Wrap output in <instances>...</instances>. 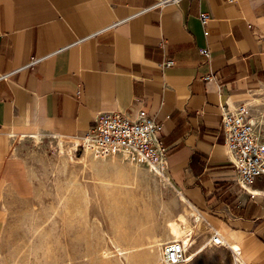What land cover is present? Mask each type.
Instances as JSON below:
<instances>
[{
	"label": "crops",
	"instance_id": "obj_1",
	"mask_svg": "<svg viewBox=\"0 0 264 264\" xmlns=\"http://www.w3.org/2000/svg\"><path fill=\"white\" fill-rule=\"evenodd\" d=\"M160 1L0 0V256L10 213L35 192L20 142L80 143L99 113L144 108L194 215L242 264H264V178L241 187L221 132L223 105L254 114L264 99V0Z\"/></svg>",
	"mask_w": 264,
	"mask_h": 264
},
{
	"label": "rangeland",
	"instance_id": "obj_2",
	"mask_svg": "<svg viewBox=\"0 0 264 264\" xmlns=\"http://www.w3.org/2000/svg\"><path fill=\"white\" fill-rule=\"evenodd\" d=\"M258 100L252 118L264 137V99ZM19 150L35 192L10 213L0 264H163L168 225L182 223L181 215L194 229L188 252L201 251L182 264H235L230 247L210 242L212 231L197 223L167 170L127 151L51 135L24 139ZM148 232L164 242L154 247L155 259Z\"/></svg>",
	"mask_w": 264,
	"mask_h": 264
},
{
	"label": "built area",
	"instance_id": "obj_3",
	"mask_svg": "<svg viewBox=\"0 0 264 264\" xmlns=\"http://www.w3.org/2000/svg\"><path fill=\"white\" fill-rule=\"evenodd\" d=\"M176 1L178 0H162L157 6ZM210 18L209 13L200 15L204 27H207ZM203 53L208 54V50L204 49ZM44 59L45 57H34L28 66ZM166 64H173V60H168ZM8 76L10 74H4L1 78ZM252 116L246 103L238 104L234 109L222 106L221 132L228 147L230 161L237 171V180L243 188L264 178V137ZM163 124L162 120L150 116L144 108H140L135 115L104 111L96 117L94 125L83 138V144H95L111 152L127 151L150 165L166 169L167 148L162 145L159 136ZM212 237L214 245L224 243L218 233L215 232ZM188 258V245L184 241L163 244V264H182Z\"/></svg>",
	"mask_w": 264,
	"mask_h": 264
},
{
	"label": "bare ground",
	"instance_id": "obj_4",
	"mask_svg": "<svg viewBox=\"0 0 264 264\" xmlns=\"http://www.w3.org/2000/svg\"><path fill=\"white\" fill-rule=\"evenodd\" d=\"M259 100L257 99V100H255V103H257ZM153 166V165H152ZM156 170H158V171H161V169H160V167H158V166H153ZM184 199V198H183ZM184 201V200H183ZM194 217H196V221H197V223H201L202 222V216L200 215V214H197V215H194ZM178 219V218H177ZM181 219V220H180ZM180 221L182 222V223H180V222H175V221H173V222H171L168 226H169V230H168V232H169V240H168V242H172V241H184L187 245H188V251H189V249L190 248H193V246L195 245V239H194V237H193V232H194V229L192 228V227H190V226H187V225H183V223H184V221H185V217H184V215L182 216H180ZM174 220H176V219H174ZM185 224V223H184ZM190 225V224H189ZM198 225V224H197ZM151 227H149V229H150ZM195 228V227H194ZM152 229V228H151ZM151 232H152V230H151ZM154 232V231H153ZM152 234V233H151ZM149 232H148V235H149V237L150 236H153V235H155L156 234V232H154L153 233V235H151ZM213 235V234H212ZM148 237V238H149ZM151 238V241H149L148 240V246H147V248L149 249V251H150V255H151V258H153V259H155L156 258V253H155V246H160V245H162L164 242L163 241H159V240H153V238L152 237H150ZM223 238V237H222ZM212 239H213V237L211 238V241L210 242H212ZM167 242V241H166ZM167 242V243H168ZM223 244H221V245H219V246H227V247H230L232 250H233V252L235 253V256H236V262H235V264H241V260L239 259V256H238V251H239V248L237 247V245H235V244H226V241H225V239L223 238ZM203 251V250H202ZM199 252H201L200 251V249L198 250V249H195V250H193L192 252L190 251V253L188 252V256H189V258H188V261L187 262H191L193 259H195V257H197V255L199 254ZM161 256H162V251H161Z\"/></svg>",
	"mask_w": 264,
	"mask_h": 264
}]
</instances>
